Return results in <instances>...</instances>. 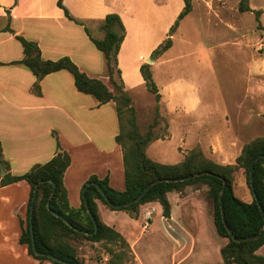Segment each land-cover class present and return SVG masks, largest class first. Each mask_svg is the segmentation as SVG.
<instances>
[{
	"label": "crops",
	"instance_id": "crops-1",
	"mask_svg": "<svg viewBox=\"0 0 264 264\" xmlns=\"http://www.w3.org/2000/svg\"><path fill=\"white\" fill-rule=\"evenodd\" d=\"M175 1L180 7L177 13L173 9L170 14L164 0H63V6L72 18L90 26L87 33L84 24L78 25L65 17L57 5L58 0H0V145L6 164V169L1 168L0 181L5 174L19 176L34 165L48 162L57 153L58 143L71 159L63 179L71 207L81 205L83 185L91 176L108 177L113 189H124L122 150L115 142L119 130L115 103L100 105L93 96L80 93L73 77L66 71L45 76L39 83L40 95L35 94V77L18 63L23 58V49L16 37L36 42L43 60L68 57L87 76L100 79L105 76V59L90 37L102 39L104 33L99 29L100 22L108 14H119L126 29L117 55L123 80L122 62L128 55L127 45L132 40L143 45L136 64L140 73L142 63L165 38L182 11L183 0ZM262 19L264 23V17ZM158 26L162 37L153 41ZM247 73L254 76V61L248 65ZM122 83L125 90V82ZM254 92L249 90V94ZM159 93L161 98L167 96L169 99L180 90H159ZM169 141L152 142L147 149L148 157L159 163L173 164L165 161L168 155L162 152ZM244 144L238 146L236 141L222 139L219 148H215L217 153H210L209 158L223 165L234 164ZM172 156L174 164L184 157L177 152ZM29 195L30 187L24 181L7 186L0 184V264H40L28 254L25 246L19 244L20 221L26 220ZM168 198L173 208L178 198L173 194ZM185 199L180 201L185 203ZM97 206L100 219L122 236L125 225L130 227V233L139 227L146 230L145 221L151 222L153 215L162 217L159 203L141 206L137 219H131L121 211H111L100 201ZM170 222L172 224V217ZM256 253L264 257V245ZM42 264L52 263L45 261Z\"/></svg>",
	"mask_w": 264,
	"mask_h": 264
},
{
	"label": "trees",
	"instance_id": "trees-1",
	"mask_svg": "<svg viewBox=\"0 0 264 264\" xmlns=\"http://www.w3.org/2000/svg\"><path fill=\"white\" fill-rule=\"evenodd\" d=\"M63 0L57 5L64 11L65 17L83 26L81 21L72 18L63 6ZM184 6L178 14L169 37L151 54L152 58L165 53L172 45L171 35L179 23L192 11L191 0H183ZM249 0H240L238 10L241 13L251 12ZM258 20L259 11L255 12ZM104 37L100 40L90 37L95 48L105 59L108 77L112 84L110 90L100 79L91 78L82 72L68 57L58 60H43L38 44L17 36L23 49V58L18 62L35 77L33 91L40 95V81L47 75L66 71L73 77L77 91L93 96L100 105L115 103L119 124L115 142L121 147L124 170V189L117 191L109 185L108 177L100 179L91 176L83 185L81 205L71 207L64 186V174L71 163L67 152L61 150L57 143V153L46 163L37 164L26 173L19 176L5 174L0 181L1 186H7L20 181L30 187L25 221H20L19 244L27 248L28 254L40 264L48 261L52 264H85L78 255V248L83 243L101 244L108 255L107 264H128L134 260L131 247L126 239L114 228L106 225L99 217L97 202L100 201L111 211L124 212L131 219L139 217L140 207L147 203H159L162 217L171 219V202L169 194L181 199L187 196V189L199 193L206 187V195L213 206V225L219 237L227 240L220 248L223 264H264V257L257 250L264 245V159H258L253 167V190L250 187L249 173L253 159L264 155V136L256 137L242 147L241 153L234 164H219L207 157L201 149L187 152L182 161L176 164L159 163L147 155L150 144L161 139L155 135L159 125L155 119L146 129L138 123V111L132 96L124 90L123 83L117 84L113 79V66L118 68L117 55L123 42L125 31L123 23L117 14H108L101 23ZM140 74L147 90L156 102V117L159 116L161 95L153 80L148 64L140 67ZM6 169L0 145V171ZM242 171L251 200L243 201L235 195L236 173ZM186 178V179H185ZM152 185L135 203H131L152 182ZM224 183V191L219 196ZM35 193V200L32 197ZM256 194L255 200L252 193ZM32 208V226L34 233V248L30 233V211ZM96 224V230L94 222ZM225 219L228 229L223 223ZM254 238V239H251ZM234 239H245L236 242ZM81 247V246H80ZM49 256L59 261H54Z\"/></svg>",
	"mask_w": 264,
	"mask_h": 264
},
{
	"label": "rangeland",
	"instance_id": "rangeland-1",
	"mask_svg": "<svg viewBox=\"0 0 264 264\" xmlns=\"http://www.w3.org/2000/svg\"><path fill=\"white\" fill-rule=\"evenodd\" d=\"M164 2L170 14L173 9L177 13L180 4L175 0ZM239 2L191 0L192 11L171 35L172 49L168 55L150 56L148 59L153 61L152 64L147 60L142 63L150 66L158 90H180L169 99L167 96L161 98L159 116L156 117L153 95L136 70L143 45L135 44L133 40L127 45L128 55L122 62L123 80L113 66L114 81L119 85L124 81L125 90L134 99L140 127L146 129L156 119L159 125L155 135L162 141L175 136L162 150L168 155L166 162L174 164L172 154L185 155L192 149H201L210 157V153H217L215 148H219L222 139L236 141L241 146L264 136V49H258L264 38V0H249L252 11L245 13L238 10ZM256 11L260 12L258 20ZM82 23L88 33L90 26ZM159 26L153 41L162 37ZM170 28L160 44L171 34ZM252 61L254 76L247 73ZM104 73L100 79L111 90L106 69ZM249 90L255 92L249 94ZM234 191L241 200H251L242 171L236 173ZM177 198L171 213L172 224L153 215L151 222L145 221L146 230L139 227L130 233V227L124 226L123 237L134 255V260L128 264H223L220 248L227 240L215 231L213 206L206 195V187L199 193L188 188L185 203ZM80 246L78 255L85 264H107L108 255L101 244L83 243Z\"/></svg>",
	"mask_w": 264,
	"mask_h": 264
},
{
	"label": "water",
	"instance_id": "water-1",
	"mask_svg": "<svg viewBox=\"0 0 264 264\" xmlns=\"http://www.w3.org/2000/svg\"><path fill=\"white\" fill-rule=\"evenodd\" d=\"M152 62H153V61H152L151 59H147V63H148V64H152ZM260 158L264 159V155H258V156H256V157L253 159L252 163H251V169H250V173H249V181H250V187H251L252 190H253V167H254L255 162H256L258 159H260ZM185 179H186V178H185ZM159 181H160V180H156L155 182H152V183H151L149 186H147V188H146L141 194H139V196H138L137 198H135L131 203H135V202L139 201V200L141 199V197L143 196V194H144V193H145V192H146V191H147L152 185H154L155 183H157V182H159ZM223 191H224V183H223V186H222V188H221V193H220V196H219V202H220L221 210H222L221 197H222ZM35 193H36V191H34V194H33V197H32V203H33L34 200H35ZM252 194H253L254 199L256 200V199H257L256 194H255L254 192H253ZM258 205H259V208H260L261 214H262V216H263V220H264L263 210H262L260 204H258ZM31 213H32V208H31V211H30L29 223H30L31 241H32V245H33V248H34V233H33L32 215H31ZM91 218H92V216H91ZM222 218H223V223H224L225 227L228 229L224 217H222ZM92 220H93V218H92ZM93 222H94V220H93ZM94 226H95V230H96V224H95V222H94ZM263 230H264V224H263V228L260 230V232H259V234H258V237L262 234ZM251 239H254V238H251ZM234 240H235L236 242H241V241H243V240H245V239H234ZM49 258L52 259V260H54V261H59V260H57L56 258L51 257V256H49Z\"/></svg>",
	"mask_w": 264,
	"mask_h": 264
},
{
	"label": "built area",
	"instance_id": "built-area-1",
	"mask_svg": "<svg viewBox=\"0 0 264 264\" xmlns=\"http://www.w3.org/2000/svg\"><path fill=\"white\" fill-rule=\"evenodd\" d=\"M258 49L261 50V49H264V38L261 40V42L259 43L258 45ZM148 220V218H147ZM144 228H146V224H144Z\"/></svg>",
	"mask_w": 264,
	"mask_h": 264
}]
</instances>
